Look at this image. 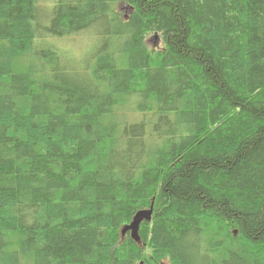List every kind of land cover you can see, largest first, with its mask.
Returning a JSON list of instances; mask_svg holds the SVG:
<instances>
[{
    "label": "trees",
    "instance_id": "1",
    "mask_svg": "<svg viewBox=\"0 0 264 264\" xmlns=\"http://www.w3.org/2000/svg\"><path fill=\"white\" fill-rule=\"evenodd\" d=\"M160 262L264 264V0H0V264Z\"/></svg>",
    "mask_w": 264,
    "mask_h": 264
},
{
    "label": "rangeland",
    "instance_id": "2",
    "mask_svg": "<svg viewBox=\"0 0 264 264\" xmlns=\"http://www.w3.org/2000/svg\"><path fill=\"white\" fill-rule=\"evenodd\" d=\"M42 1L52 2L54 0ZM123 10L127 11L125 8ZM54 41L59 51L61 53L64 52L67 56H65L64 63L73 66V68H79L82 62L88 57L92 43L95 42V34L90 30H83L73 36L57 38ZM146 43L149 47H159L161 45L160 39L153 38L152 36L146 38Z\"/></svg>",
    "mask_w": 264,
    "mask_h": 264
},
{
    "label": "water",
    "instance_id": "3",
    "mask_svg": "<svg viewBox=\"0 0 264 264\" xmlns=\"http://www.w3.org/2000/svg\"><path fill=\"white\" fill-rule=\"evenodd\" d=\"M152 206H153V200L151 201V204L148 208L137 210L133 215L131 221L122 226L121 236H123L125 232H128L131 238H133L136 242H139L140 241V236L138 234L139 225L143 220H150L152 214ZM159 264H164V263L160 262Z\"/></svg>",
    "mask_w": 264,
    "mask_h": 264
},
{
    "label": "bare ground",
    "instance_id": "4",
    "mask_svg": "<svg viewBox=\"0 0 264 264\" xmlns=\"http://www.w3.org/2000/svg\"><path fill=\"white\" fill-rule=\"evenodd\" d=\"M66 56V55H65ZM70 60V59H69ZM71 63V62H70Z\"/></svg>",
    "mask_w": 264,
    "mask_h": 264
}]
</instances>
